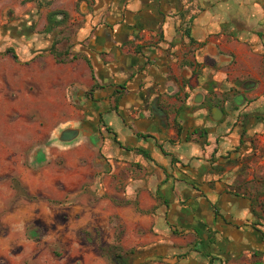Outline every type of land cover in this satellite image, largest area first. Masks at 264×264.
Here are the masks:
<instances>
[{
    "label": "crops",
    "instance_id": "obj_1",
    "mask_svg": "<svg viewBox=\"0 0 264 264\" xmlns=\"http://www.w3.org/2000/svg\"><path fill=\"white\" fill-rule=\"evenodd\" d=\"M105 1L106 19L88 15L72 54L54 56V87L78 110L66 120L100 142L90 189L113 206L122 246L136 264H264L261 207L233 189L234 170H216L264 129V0H162L161 29L152 0ZM216 107L251 128L217 124Z\"/></svg>",
    "mask_w": 264,
    "mask_h": 264
},
{
    "label": "rangeland",
    "instance_id": "obj_2",
    "mask_svg": "<svg viewBox=\"0 0 264 264\" xmlns=\"http://www.w3.org/2000/svg\"><path fill=\"white\" fill-rule=\"evenodd\" d=\"M24 1L0 0V264H115L116 255L130 264L137 247L122 246L113 206L90 189L99 176V140L66 149L52 142L60 125L74 121L67 117L78 116L67 88L54 87L52 46L72 54L87 16L109 7L105 0ZM55 11L62 25L46 32ZM56 74L69 82L65 69ZM251 138V152L246 143L216 170H234L233 189L255 196L264 213V129ZM39 147L48 160L35 165Z\"/></svg>",
    "mask_w": 264,
    "mask_h": 264
},
{
    "label": "water",
    "instance_id": "obj_3",
    "mask_svg": "<svg viewBox=\"0 0 264 264\" xmlns=\"http://www.w3.org/2000/svg\"><path fill=\"white\" fill-rule=\"evenodd\" d=\"M150 91L151 95H149V99L154 94L155 88H151ZM158 100L159 97L157 96L150 103L147 102V108H151L152 110L156 109L158 105ZM201 101L202 100H199L198 103H201ZM211 113L213 115L214 120H220L223 115V111L219 108H213L211 110ZM92 132H94L93 127L86 122L69 121L65 124L60 125L56 129L52 138V142L53 144L66 149L74 145H78L86 137H90L92 141L98 140L96 139L95 135L92 134ZM32 157L35 165L46 163L48 160L47 149L44 147L37 148L33 151Z\"/></svg>",
    "mask_w": 264,
    "mask_h": 264
},
{
    "label": "flooded vegetation",
    "instance_id": "obj_4",
    "mask_svg": "<svg viewBox=\"0 0 264 264\" xmlns=\"http://www.w3.org/2000/svg\"><path fill=\"white\" fill-rule=\"evenodd\" d=\"M119 1V0H118ZM154 3H153V8L157 11V13H158V16H159V18L161 19L159 22H156L157 23V25L158 26H160V29H161V26L163 25V22H164V20L166 19V16H167V14H166V5L165 4H163V2H162V0H152ZM151 1V2H152ZM181 0H168V5L170 6V5H177L179 2H180ZM106 2V1H105ZM121 2V0L119 1V3ZM173 2V3H172ZM104 8L103 7H100L98 10H95L94 11V14L92 15L93 17H92V21H94L93 19H95L96 17H99L100 19L102 18V16L103 15H105L104 13ZM87 20H88V18H87ZM102 20V19H101ZM87 22H89V20L87 21ZM156 25V26H157ZM181 27H179L180 29H182L183 31H185L184 33H186V31L188 30V28H189V26H186V25H184V26H182V25H180ZM177 28H178V26H177ZM216 108H218V107H216ZM220 109V108H219ZM222 111H223V115H222V117H221V119L220 120H214V118H213V115H212V118H213V120L217 123V124H222V123H226V126H228V127H230L231 128V132H232V130H235L236 129V127H238L239 125H240V128L242 127V128H244L246 131L247 130H249L251 127H250V125H249V123H248V121H247V119L246 118H242V120H241V118H239V116L237 117V116H235V109H232V108H229V111L224 107V108H222L221 109ZM226 110L228 111V112H226ZM212 114V113H211ZM242 117H243V115H242ZM229 118V119H228ZM228 120H230L231 121V123H229L230 121H228ZM230 124V125H229ZM203 131V130H202ZM227 135H229V134H227ZM255 135V134H254ZM237 147H235V149H233L232 151H230V152H239V151H237V149H236ZM239 148V147H238ZM229 152V153H230ZM113 261H114V263L115 264H129L128 263V261L126 260V258H124L123 256H118V255H116L114 258H113ZM134 261L135 260H131L130 261V264H135L134 263Z\"/></svg>",
    "mask_w": 264,
    "mask_h": 264
},
{
    "label": "trees",
    "instance_id": "obj_5",
    "mask_svg": "<svg viewBox=\"0 0 264 264\" xmlns=\"http://www.w3.org/2000/svg\"><path fill=\"white\" fill-rule=\"evenodd\" d=\"M27 1H31V0H25L24 2H27ZM62 14L61 12H58V11H55V12H49L48 15H47V25L45 27V31L46 32H50L52 30H54L56 27L62 25V22H59L58 20H56V17L58 15ZM188 35V33H187ZM9 52H12L13 54V57L15 59H17V56L15 55V53L12 51V50H8V53ZM51 54L54 55L56 57V59L59 61L60 58H62L63 56H67L69 53L66 51L65 53H62V52H59L57 51L56 49V46H52V49H51ZM96 89V86H92V89L90 90V93L92 94V92ZM178 128V132H180V129L179 127ZM106 130L108 132H111V130L109 128H106ZM116 143H119L117 142V139L114 140ZM141 153L146 157V158H150L148 153H146L145 151H141ZM170 176L167 174V178H169ZM136 207H137V204H135ZM118 256H122V255H118Z\"/></svg>",
    "mask_w": 264,
    "mask_h": 264
}]
</instances>
